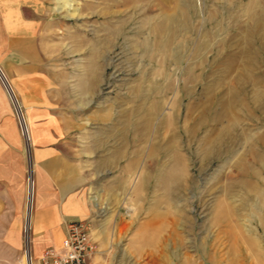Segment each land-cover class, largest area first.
I'll list each match as a JSON object with an SVG mask.
<instances>
[{
  "label": "rangeland",
  "instance_id": "374dc122",
  "mask_svg": "<svg viewBox=\"0 0 264 264\" xmlns=\"http://www.w3.org/2000/svg\"><path fill=\"white\" fill-rule=\"evenodd\" d=\"M51 7L52 108L110 140L98 264H264V0Z\"/></svg>",
  "mask_w": 264,
  "mask_h": 264
},
{
  "label": "crops",
  "instance_id": "0c3cea01",
  "mask_svg": "<svg viewBox=\"0 0 264 264\" xmlns=\"http://www.w3.org/2000/svg\"><path fill=\"white\" fill-rule=\"evenodd\" d=\"M52 2L0 0V63L20 94L29 122L26 143L0 84V251L8 263L28 264L22 240L26 208L30 253L38 264L44 249L62 245L68 221L94 216L92 198H102L103 175L110 165L109 135L74 130L76 121L59 114L49 101L52 72L46 67L43 42ZM125 145L118 142V154L126 155ZM29 181L33 187L27 205ZM254 185L248 198L258 194Z\"/></svg>",
  "mask_w": 264,
  "mask_h": 264
},
{
  "label": "built area",
  "instance_id": "2783aa9c",
  "mask_svg": "<svg viewBox=\"0 0 264 264\" xmlns=\"http://www.w3.org/2000/svg\"><path fill=\"white\" fill-rule=\"evenodd\" d=\"M0 81L4 88L7 90L8 95L11 98L10 100L14 105L21 133L24 138L25 134L28 138V133L22 116L21 108L16 99H14L15 101H13V98L11 97V88L9 87L7 79L5 78L1 69ZM12 96L14 97L13 94ZM27 141H29V139ZM23 235L24 252L27 256V262L28 264H32V261H34L35 264V259L30 253V240L27 237L29 236V225L27 228L26 219L24 220L23 224ZM98 251L99 250L97 244L91 235V226L89 221L70 220L66 223L65 226V237L62 245L59 248L50 247L44 249L38 258V264H94L93 258L96 256Z\"/></svg>",
  "mask_w": 264,
  "mask_h": 264
},
{
  "label": "bare ground",
  "instance_id": "6f19581e",
  "mask_svg": "<svg viewBox=\"0 0 264 264\" xmlns=\"http://www.w3.org/2000/svg\"><path fill=\"white\" fill-rule=\"evenodd\" d=\"M172 17V16H171ZM171 17H169V19L171 18ZM3 72V71H2ZM4 74V73H3ZM5 76V78H7L6 77V75H4ZM8 80V79H7ZM9 84V83H8ZM8 87V86H7ZM9 87L11 88V86H10V84H9ZM6 90V89H5ZM11 91H12V94L14 95V97H16V95L14 94V91H13V88H11ZM6 92H7V90H6ZM7 94H8V92H7ZM12 94H11V97L13 98V101H15L14 99H16V98H14L13 96H12ZM9 96V95H8ZM9 98H10V96H9ZM11 99V98H10ZM22 116H23V114H22ZM22 120V119H21ZM25 125H26V123H25ZM23 129H24V127H23ZM26 130H27V133H28V128H27V125H26ZM25 138H26V134H25ZM28 139H29V134H28ZM32 187H33V181H29V192H28V200H27V205H28V202H29V196H30V192H31V190H32ZM28 207V206H27ZM25 219H26V226H27V228H28V225L30 226V217H28V208H26V217H25ZM30 235V234H29ZM28 238H29V240H30V236H27ZM27 257V256H26ZM32 264H34V261H32Z\"/></svg>",
  "mask_w": 264,
  "mask_h": 264
}]
</instances>
